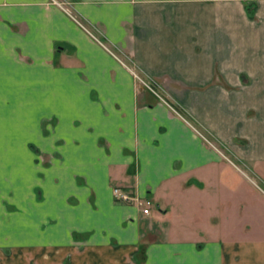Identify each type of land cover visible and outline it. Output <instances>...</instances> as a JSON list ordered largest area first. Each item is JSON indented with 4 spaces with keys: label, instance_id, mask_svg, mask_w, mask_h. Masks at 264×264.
Listing matches in <instances>:
<instances>
[{
    "label": "crops",
    "instance_id": "1",
    "mask_svg": "<svg viewBox=\"0 0 264 264\" xmlns=\"http://www.w3.org/2000/svg\"><path fill=\"white\" fill-rule=\"evenodd\" d=\"M0 111V264H264V0H0Z\"/></svg>",
    "mask_w": 264,
    "mask_h": 264
},
{
    "label": "rangeland",
    "instance_id": "2",
    "mask_svg": "<svg viewBox=\"0 0 264 264\" xmlns=\"http://www.w3.org/2000/svg\"><path fill=\"white\" fill-rule=\"evenodd\" d=\"M138 84L140 85L141 89H143L142 91H150V92H154L155 94H157L158 97H160V99L162 100V98H164L163 96H161V94L166 95L165 93L169 92L171 93V95L173 96L174 94L176 96H183L181 94H183V90L181 91L180 88L185 87V85L182 84H168V85H161V84H155V83H148V82H142L140 80H138ZM223 86L227 87V88H232L231 85L228 84H223ZM168 88V89H167ZM234 88V87H233ZM179 89V90H178ZM179 93V94H178ZM181 98L178 99H166V102H168V107L170 111H189L188 107L185 105V103H183L182 100H180ZM11 111H0V140L5 139L6 136V131H4V129H6V127L10 124V119H8L6 116L10 114ZM184 114L196 125V121H194L187 113L184 112ZM46 122V127L48 129L49 125H52L54 122L53 117H47V119L44 120ZM43 121V122H44ZM198 126V125H196ZM45 127V128H46ZM200 132L203 134L206 143L213 145V146H218V150H221L227 157L229 156L231 158V160L234 162V166H235V171L238 173V175L243 176L242 180L243 182L246 183V181L248 182V185H251V189L254 193V195L252 196V198L254 197L256 200L258 206L257 210H258V216L257 222H258V227L256 228L259 232L261 233L262 231V226L261 223H264V182H262L259 179H256V183L254 184L251 180H249L247 178V176L243 173L244 171L246 172V167H245V160H244V149H245V144L246 141L244 138H239V137H235L233 143H235L234 145H236L237 148H232V147H228V145L226 146L225 143L221 144L219 141V138L217 136H214L213 134L207 132V131H202L200 130ZM227 144V143H226ZM7 149H0V152H5ZM37 156L38 158L43 157L44 153L41 150H37ZM48 153V152H47ZM242 154V155H241ZM241 155V156H240ZM5 156V154H4ZM43 161V160H42ZM226 163L230 164V162L228 160H226ZM257 166L259 172L262 171V165L257 164L255 165V167ZM264 169V167H263ZM241 179V177H239ZM239 179V180H240ZM245 179V180H244ZM5 181V180H4ZM8 181V180H7ZM249 187H247V184L241 183V181H239V190L238 192V198L241 197V192H246L249 190ZM264 227V225H263Z\"/></svg>",
    "mask_w": 264,
    "mask_h": 264
},
{
    "label": "flooded vegetation",
    "instance_id": "3",
    "mask_svg": "<svg viewBox=\"0 0 264 264\" xmlns=\"http://www.w3.org/2000/svg\"><path fill=\"white\" fill-rule=\"evenodd\" d=\"M114 188H117L120 192L127 193L130 196V199L123 200L122 198L116 196L115 193L113 192V195H114L115 199L118 200V201H120V202L135 204V205H137V206H139L141 208H142V204L140 203V199L146 198V199H149L150 202H151V199L150 198L143 197L141 195H137V194H135V193H133V192H131V191H129V190L121 187V186H114L112 188V191H113ZM151 204H152V202H151ZM151 204H150V206H151Z\"/></svg>",
    "mask_w": 264,
    "mask_h": 264
},
{
    "label": "built area",
    "instance_id": "4",
    "mask_svg": "<svg viewBox=\"0 0 264 264\" xmlns=\"http://www.w3.org/2000/svg\"><path fill=\"white\" fill-rule=\"evenodd\" d=\"M113 192L115 193L116 196L122 198L123 200L130 199V196L127 193H122L117 188H114ZM140 203L142 204L141 209H142L143 213H148L149 208H150V204H151L150 200L146 199V198H142V199H140Z\"/></svg>",
    "mask_w": 264,
    "mask_h": 264
},
{
    "label": "trees",
    "instance_id": "5",
    "mask_svg": "<svg viewBox=\"0 0 264 264\" xmlns=\"http://www.w3.org/2000/svg\"><path fill=\"white\" fill-rule=\"evenodd\" d=\"M255 8H256L255 3H249L247 5V13H248L249 17H253Z\"/></svg>",
    "mask_w": 264,
    "mask_h": 264
}]
</instances>
